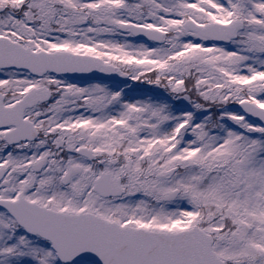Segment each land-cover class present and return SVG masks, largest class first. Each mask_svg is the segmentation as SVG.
<instances>
[{
	"label": "snow or ice",
	"instance_id": "obj_1",
	"mask_svg": "<svg viewBox=\"0 0 264 264\" xmlns=\"http://www.w3.org/2000/svg\"><path fill=\"white\" fill-rule=\"evenodd\" d=\"M0 264H264V0H0Z\"/></svg>",
	"mask_w": 264,
	"mask_h": 264
}]
</instances>
